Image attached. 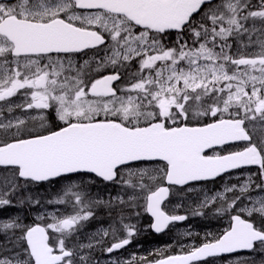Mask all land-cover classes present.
Wrapping results in <instances>:
<instances>
[{
	"label": "snow or ice",
	"instance_id": "1",
	"mask_svg": "<svg viewBox=\"0 0 264 264\" xmlns=\"http://www.w3.org/2000/svg\"><path fill=\"white\" fill-rule=\"evenodd\" d=\"M171 31L176 40L167 44ZM89 51L83 63L73 59ZM133 62L138 70L125 77L121 69ZM17 94L23 104L12 102ZM17 108L37 114L12 115ZM233 142L243 145L227 150ZM249 166L257 171L243 183H226L200 205L229 215L223 231L155 260L109 264H214L209 258L241 251L251 255L227 264H264V0H0V208L14 207L29 185L57 180L68 183L47 203L71 206L45 213L52 219L45 226L0 220V233H21L0 251V264H99L93 252L105 238L102 251L111 254L138 229L121 216L119 228L81 243L95 206L142 200L150 228L161 233L187 219L161 207L171 188ZM89 174L132 195L90 199L84 181L72 180ZM25 202L40 204L31 194Z\"/></svg>",
	"mask_w": 264,
	"mask_h": 264
},
{
	"label": "rangeland",
	"instance_id": "2",
	"mask_svg": "<svg viewBox=\"0 0 264 264\" xmlns=\"http://www.w3.org/2000/svg\"><path fill=\"white\" fill-rule=\"evenodd\" d=\"M36 114L37 113L35 111L29 110V112H27L26 115H36ZM19 116H22V113H20ZM54 119H55V114H54ZM148 166H150V165H148ZM246 173L247 172L240 173V174L236 175L235 176L236 179H233V180H229L231 178H225L226 181L221 182V184L227 183V184L231 185V184L243 183L244 182L243 178L246 176ZM238 176L241 177V179L239 181L237 180ZM66 183H68V181ZM66 183H60L57 186H59V188H62L64 186V184H66ZM224 186L225 185H223V187L221 188L222 190L221 189L219 190L220 192H223ZM112 188H113V185H110L108 187V189H112ZM45 192H46L45 190H37V191H35V194H34L33 190H29V189L27 190V193L31 194L33 196V198L40 200V204L39 205H33V204L27 203V208H25V206H23L22 204L19 205V207L21 209V217L26 220V225L31 226L33 223H35V222H32L30 224V222L33 220V217H36L37 220L41 221L45 225L47 223H52V220L49 218V215H44V214L45 213H53V211H51V210L54 207H56L58 204L57 205L56 204H48L47 201L52 200V198L49 196L47 197V195L44 194ZM179 192H181V191L180 190L174 191L173 200L171 202H169L166 206V209L171 213L177 212L182 207L185 209H188V206L193 205L191 203H195V202H197V204L200 206L202 201L205 199L206 195L209 197L213 196V194L210 191H200L196 195V197L191 198L190 195L185 193L183 195H179L178 196L179 198L177 199V194ZM129 193L132 194V191L129 190ZM118 195L122 196L123 199H126V197L129 196L128 192H127V194H124L123 192H121ZM253 195L256 196V195H260V194H257V192H254ZM117 196H112V197H117ZM231 196H232V194L229 196V198H231ZM109 198L107 200H109ZM174 200H176L175 204H173ZM217 203H220V202L218 201ZM244 203L247 204L246 199H245ZM59 206H62L64 208H67V206H68L69 207L68 210L71 211L70 205H62L61 204ZM243 206H244V204L240 205V207H243ZM203 208H205V207H203ZM41 216H43L42 219L40 218ZM196 227H197L196 222H193L189 226H185V225H182L179 227L174 226L171 228L170 231L163 234L162 235L163 240H165L167 242V243H164V244H166V247L164 248L165 253L179 252L180 251L179 247L181 244L190 245V242L191 243H193V242L200 243L203 240L206 233H214L215 234L219 231V228L217 226H213V227L203 229L201 234H200L197 232ZM188 228H191V229H188ZM81 229L83 230L84 234H83V236L79 235V240L85 239L84 235H86V233L88 231V227L85 226V224H84V226ZM186 233H192V235L189 236V235H186ZM56 237L57 236L55 235V238ZM161 245H163V244H161ZM161 245H159V246H161ZM156 247H157V245H156ZM129 252H130V250H129ZM132 253H134V252L132 251ZM249 255H251V254H248V256ZM147 256H148V254H139L136 257L139 258V257H147ZM124 257H125V259L123 261L129 260L130 254H128V258L126 256H124ZM257 259H259V257H257ZM102 261H107V258L103 259Z\"/></svg>",
	"mask_w": 264,
	"mask_h": 264
},
{
	"label": "flooded vegetation",
	"instance_id": "3",
	"mask_svg": "<svg viewBox=\"0 0 264 264\" xmlns=\"http://www.w3.org/2000/svg\"><path fill=\"white\" fill-rule=\"evenodd\" d=\"M165 43H167V42L165 41ZM167 44H168V43H167ZM93 55H94V53H93L92 51H89V52L87 53V55H85V56H74L73 59L76 60V61H79L80 63H83L84 60H87V59L93 57ZM97 58H98V57H97ZM21 101H22V104L25 102L24 96H23L22 94H17L16 97H13V98H12V102H13L14 104H21ZM17 110L19 111L20 109L17 108ZM50 114H51V113H48V114H47V115H48V119H49V121L55 120L54 118H52V117L50 116ZM5 115L7 116L8 114L5 113ZM22 115L24 116V115H25V112H24ZM0 171H2V169H0ZM73 179H79V180L83 179V181H85V180H88V175L77 176V177H74ZM56 182H58V181H56ZM35 186H38V185H35ZM125 209H126V208H125L124 206H119V207H118V210H119V211H122V210H125ZM129 210H134V208H133V207H132V208H129ZM57 211H58L59 213H61L60 210H57ZM57 211H56V212H57ZM16 216H19V218H20V222H21L22 224L26 225V224H25V219H23V218L21 217V209H20L19 206H16V205H15L14 207L0 208V220H6V219H8V218H10V217H16ZM132 220L134 221V220H136V219H132ZM145 222H149V221H145ZM84 223H85L86 226L88 227V221H86V222H84ZM98 231H100V230H97L96 233H97ZM83 234H84V233H83ZM93 234H95V232H94ZM93 234H92V235H93ZM20 235H21L20 232L17 230V231L15 232V236H13V240L15 239V237H18V236H20ZM139 239H140L141 243L143 244L141 238H139ZM8 240H9V236H8V235H4V234L0 233V251H2V249H3L4 247H12L11 244H8V243H7ZM16 243H17V244H20V243H22V242L16 241ZM84 243H85V244L88 243V231H87V233H86V235H85ZM143 246L147 249V251L145 252V254H148V256L151 257V256L153 255V250H154L153 248L155 247V245L152 244V243L149 241L148 244L146 243V244H144ZM138 250H139V249H135V251H134V252H135V256H137V252H138ZM130 252L132 253L131 250H130ZM93 253H95V254H101V251H100V249H96V250H94ZM125 256L128 258V254H125Z\"/></svg>",
	"mask_w": 264,
	"mask_h": 264
},
{
	"label": "water",
	"instance_id": "4",
	"mask_svg": "<svg viewBox=\"0 0 264 264\" xmlns=\"http://www.w3.org/2000/svg\"><path fill=\"white\" fill-rule=\"evenodd\" d=\"M207 151V150H206Z\"/></svg>",
	"mask_w": 264,
	"mask_h": 264
}]
</instances>
